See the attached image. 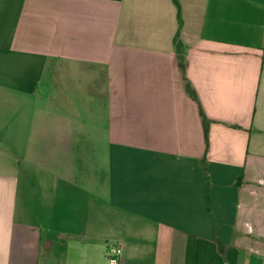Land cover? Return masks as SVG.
I'll list each match as a JSON object with an SVG mask.
<instances>
[{
  "label": "crops",
  "instance_id": "crops-1",
  "mask_svg": "<svg viewBox=\"0 0 264 264\" xmlns=\"http://www.w3.org/2000/svg\"><path fill=\"white\" fill-rule=\"evenodd\" d=\"M179 3L208 145L174 0H0V264H264V0Z\"/></svg>",
  "mask_w": 264,
  "mask_h": 264
},
{
  "label": "trees",
  "instance_id": "trees-1",
  "mask_svg": "<svg viewBox=\"0 0 264 264\" xmlns=\"http://www.w3.org/2000/svg\"><path fill=\"white\" fill-rule=\"evenodd\" d=\"M174 4L177 8V11H178V20H179V30H178V33L176 35V40H175V45H176V52H177V63H178V66L182 72V75H183V81H184V87H185V91L186 93L195 101L199 104V110H200V117L202 119V124H203V127H204V133H205V140H206V144L208 145L209 143V130H210V126L212 124V120H210L204 110L202 109V106L200 104V101H199V98H198V95H197V92L196 90L192 87L191 83L189 82L188 78L186 77V69H187V66H186V61H185V57H184V54L182 52V45H181V42L179 41V33H180V29H181V24H182V21H181V8H180V3H179V0H174ZM206 180H207V184H208V191H209V180L206 176ZM209 194V192H208Z\"/></svg>",
  "mask_w": 264,
  "mask_h": 264
},
{
  "label": "built area",
  "instance_id": "built-area-1",
  "mask_svg": "<svg viewBox=\"0 0 264 264\" xmlns=\"http://www.w3.org/2000/svg\"><path fill=\"white\" fill-rule=\"evenodd\" d=\"M108 264H121L123 257V243L121 240L115 242L108 252Z\"/></svg>",
  "mask_w": 264,
  "mask_h": 264
}]
</instances>
